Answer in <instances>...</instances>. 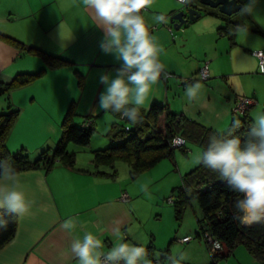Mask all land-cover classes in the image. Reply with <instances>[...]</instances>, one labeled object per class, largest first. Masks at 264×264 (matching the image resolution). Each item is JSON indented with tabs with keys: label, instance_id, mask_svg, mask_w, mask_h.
Segmentation results:
<instances>
[{
	"label": "crops",
	"instance_id": "1",
	"mask_svg": "<svg viewBox=\"0 0 264 264\" xmlns=\"http://www.w3.org/2000/svg\"><path fill=\"white\" fill-rule=\"evenodd\" d=\"M193 1L200 12L194 19H187L179 26H172L168 19L167 23L155 20L156 15L165 14L167 18ZM237 1L241 8L246 0ZM240 8L226 15L196 0L187 4L155 0L151 8L142 11L150 33L164 48L160 60L165 72L141 107L140 115L156 102L188 117L186 114L190 113L183 111L184 106L176 107L175 99L181 97L187 85L197 81L203 84L198 96L205 93L207 100L216 104H221L222 99L228 100L227 93L236 90L260 105L264 93L257 92L252 81L248 85L245 82L254 76L264 81V73L257 70L256 57L251 51L253 48L264 50V24L252 15L242 16ZM240 23L246 31L237 30ZM0 32L21 44L39 47L69 61L66 65L47 66L36 53L0 36L1 81H8L17 73L41 70L25 83L2 93L0 109L6 103L17 108L5 137L9 152L24 149L34 156L40 149L52 146L66 113L75 123L90 118L92 130L101 118V122L107 123L106 127L109 123L105 131L110 137L108 142L116 141L113 135L119 129L116 119H128L119 113L98 109V103L105 87L100 83V75L110 72L115 76L120 62L102 52L99 45L104 33L96 27L81 0H0ZM248 58L251 63H245ZM204 61L207 77L197 80L198 68ZM187 77L193 80L184 82ZM238 77L240 79H236ZM239 80L240 89L233 85ZM216 86L217 93L211 94ZM170 106L180 110H172ZM125 125L128 124L120 129ZM100 136L101 133L96 136L99 142ZM93 149L80 163L74 158L73 166L55 161L46 170L34 167L17 171L20 175L17 190L25 193L31 211L23 217L15 216L14 233L0 246V264H78L70 245L74 238L82 239L88 232L100 238L104 245H112L118 239L116 229H119L120 243H129L128 230L131 231L133 223L131 199L119 198L127 185L123 183L126 175L118 178L116 172L108 174L109 166L92 160ZM70 217L77 222L71 232L62 227ZM184 235L189 233L184 232L180 237ZM186 242L189 244L190 238Z\"/></svg>",
	"mask_w": 264,
	"mask_h": 264
},
{
	"label": "clouds",
	"instance_id": "2",
	"mask_svg": "<svg viewBox=\"0 0 264 264\" xmlns=\"http://www.w3.org/2000/svg\"><path fill=\"white\" fill-rule=\"evenodd\" d=\"M179 2L187 4L190 0ZM81 3L104 33L99 45L102 52L120 62L115 76L110 72L100 75V83L105 87L99 95L98 109L119 113L137 123L142 119L141 107L165 72L160 60L164 48L150 33L141 14L155 0H81ZM258 4L259 0H247L240 14L252 15ZM155 20L167 23L165 14L156 15ZM59 28L62 32L63 22ZM237 30L246 31V28L237 25ZM202 88L199 81L187 85V100H196ZM238 127L239 121H236L234 128ZM194 161L218 174L233 191L243 194V199L235 205L241 224L264 223V111L256 113L243 141L231 133L228 138L211 136L206 150L198 152ZM19 180L20 175L10 160H0V228L7 227L6 214L17 217L30 214V202L23 191L17 190ZM62 227L71 232L77 227L76 219H66ZM116 235L119 237V229ZM103 249L102 240L91 232L85 233L82 239L74 238L70 245L78 264H154L142 245L118 243L107 252ZM186 259L182 251L166 257L167 264H182Z\"/></svg>",
	"mask_w": 264,
	"mask_h": 264
},
{
	"label": "trees",
	"instance_id": "3",
	"mask_svg": "<svg viewBox=\"0 0 264 264\" xmlns=\"http://www.w3.org/2000/svg\"><path fill=\"white\" fill-rule=\"evenodd\" d=\"M230 23L236 25L234 21ZM0 36L21 46L24 50L36 53L47 66L69 64L67 59L59 55L33 45L21 44L20 41L1 32ZM40 71L17 73L8 81L0 80V94L25 83ZM16 114L17 108L8 103L0 109V160H10L17 171L34 167L46 170L55 161L73 166L74 153L66 149L68 142L87 144L90 139L91 123L85 124V120L82 123H75L66 113L60 124V134L52 146L40 149L34 156H30L24 149L9 152L5 146V137ZM140 116L142 119L132 123L128 129L119 128L113 132L116 137L115 142L112 141L105 147L91 151L94 162L111 168L108 174H115L117 161L125 163L129 175L133 176L141 169L152 166L160 158L170 156L173 149L170 140L174 135H180L183 139L197 143L203 151L206 150L211 136L228 138L231 133L239 135L243 141L253 124L245 110L240 115H231L227 129L216 132L210 126L173 112L166 105L156 102H152L146 112ZM236 121H239L238 128H234ZM177 147L183 152L186 151L182 145ZM181 182L177 190L178 196L172 201L175 216L179 217L183 205L190 198L196 200L200 209V216L196 219L198 229L196 235L205 230L221 243V248L213 252L208 251L211 264L216 257L226 255L239 243L244 245L256 264H264V223L244 225L237 219L240 213L235 205L239 199H243L242 193L233 191L225 180L203 164H196L188 169ZM4 219L7 221V227L0 228V246L10 239L15 229V216L6 214ZM205 245L208 249L206 242Z\"/></svg>",
	"mask_w": 264,
	"mask_h": 264
},
{
	"label": "rangeland",
	"instance_id": "4",
	"mask_svg": "<svg viewBox=\"0 0 264 264\" xmlns=\"http://www.w3.org/2000/svg\"><path fill=\"white\" fill-rule=\"evenodd\" d=\"M245 3H247V0L244 4ZM252 16L260 21L261 24H264V0H259L257 9ZM256 49L257 48H253L251 51ZM245 63H251L249 58ZM248 66L251 65L248 64ZM232 77L235 79V75ZM196 78L197 80H202L198 76H196ZM236 79H240V77ZM251 81L252 84H256L257 92L261 91L264 93V81L254 76L245 83L248 85L251 84ZM233 85L240 89V80L239 82L234 81ZM217 87L218 86L213 87V93L211 94L217 93ZM234 93L236 96H249L233 90L227 93L229 94L228 100L225 101V99H222L220 100L221 104H216L212 100H207L205 93H203L198 96L196 100L191 101L196 102L197 108L196 104L192 105L191 102L187 100L185 92H182L181 97L178 100L175 99L176 107L184 106L185 109L183 111L190 113L186 114L188 117L206 126H210L216 132H222L227 129L231 115H240V113L231 112L235 105ZM223 97L225 96L223 95ZM2 98L3 95L0 94V100H2ZM170 107H172L170 109L175 111L180 110H176L174 106ZM194 107L195 109H193ZM261 111H264V109H261L259 103L257 104L254 101L247 107L246 114L254 123L256 113ZM97 123L98 126L92 130L87 144L68 142L66 146V149L74 153V158L78 163L82 162L86 156L90 154V149L105 147L111 143L108 142L110 137L105 134V131H107L109 127V123L108 127H106L107 123L101 122V118L97 120ZM116 123V125H118L117 128H120L124 124H128L129 126L132 125L131 121L118 118L116 119ZM100 133V137L102 138L101 142L96 139V136ZM183 140L182 146L186 148L185 152L175 146L170 156L160 158L152 166L141 169L133 176L129 175L128 167H126L125 163L117 161L116 165V176L119 178L122 175L124 176V174L126 175L123 183L127 182L125 191L128 198L131 199L133 223L131 225V231L128 230L129 237L127 240H129L130 244L146 247L151 253V257L149 258L153 260L154 264H167L166 257L168 255L181 251L187 257L182 264L212 263L201 233L196 235L198 229L195 217L198 218L200 216V209L196 200L190 198L185 202L179 217H176L174 213L172 201L178 196L177 190L182 184V177H184V173L188 169L196 165L194 157L198 152H201V147L197 143L186 138ZM145 188H147V192L144 191ZM168 197L171 198V201L167 200ZM184 232L189 233V244H187L186 241L181 242L178 239ZM121 240L122 239L118 237L116 241L112 242V245H104V251L107 252L113 246L120 243ZM213 264H256V262L244 245L239 243L233 246L226 255L216 257Z\"/></svg>",
	"mask_w": 264,
	"mask_h": 264
},
{
	"label": "built area",
	"instance_id": "5",
	"mask_svg": "<svg viewBox=\"0 0 264 264\" xmlns=\"http://www.w3.org/2000/svg\"><path fill=\"white\" fill-rule=\"evenodd\" d=\"M179 1V0H177ZM252 53L254 54V56L257 59V70L261 73H264V50L262 49H256L253 50ZM198 77L200 79H205L207 77V64L206 61L203 62V64L198 68ZM193 78L192 77H187L184 78V82H189L192 81ZM235 102H234V106L232 108V112L235 113H242L244 112L247 107L253 102L251 97H247V96H235ZM260 106L262 109H264V100L261 101ZM85 124H90L91 123V119L90 118H85ZM124 129H128V125L124 126ZM183 138L180 135H174L172 136L171 140H170V145L175 147V146H180L183 145ZM127 193L121 192L119 195V198L121 199H126ZM167 200L171 201V198L168 197ZM201 236L203 238V240H205L204 242H206L207 246H208V251L209 252H213L216 249L221 248V243L214 237H212L211 235L208 234L207 231H202ZM190 238L189 235H184L182 237L179 238L180 241H187Z\"/></svg>",
	"mask_w": 264,
	"mask_h": 264
},
{
	"label": "water",
	"instance_id": "6",
	"mask_svg": "<svg viewBox=\"0 0 264 264\" xmlns=\"http://www.w3.org/2000/svg\"><path fill=\"white\" fill-rule=\"evenodd\" d=\"M197 3L207 5L210 7H216L218 11L223 14L229 15L240 8V3L237 0H196ZM196 2L193 1L189 5L181 7L174 12L170 13L167 17L168 22L174 26H179L187 19L191 20L197 17L200 12L195 7Z\"/></svg>",
	"mask_w": 264,
	"mask_h": 264
}]
</instances>
